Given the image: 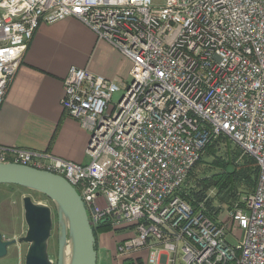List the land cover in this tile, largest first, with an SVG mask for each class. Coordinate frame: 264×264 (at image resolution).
<instances>
[{
    "label": "built area",
    "instance_id": "obj_1",
    "mask_svg": "<svg viewBox=\"0 0 264 264\" xmlns=\"http://www.w3.org/2000/svg\"><path fill=\"white\" fill-rule=\"evenodd\" d=\"M66 17L126 56L129 79L69 67L61 106L88 133L87 163L4 145L0 163L63 176L92 227L132 226L113 264H176L178 250L180 264H264V0H0V107L34 32ZM221 135L259 171L215 221L177 192Z\"/></svg>",
    "mask_w": 264,
    "mask_h": 264
},
{
    "label": "crops",
    "instance_id": "obj_2",
    "mask_svg": "<svg viewBox=\"0 0 264 264\" xmlns=\"http://www.w3.org/2000/svg\"><path fill=\"white\" fill-rule=\"evenodd\" d=\"M71 66L126 82L131 61L75 17L41 24L1 103L0 145L88 162V133L61 106L63 79ZM105 236L101 233L96 239L102 255L107 249Z\"/></svg>",
    "mask_w": 264,
    "mask_h": 264
},
{
    "label": "water",
    "instance_id": "obj_3",
    "mask_svg": "<svg viewBox=\"0 0 264 264\" xmlns=\"http://www.w3.org/2000/svg\"><path fill=\"white\" fill-rule=\"evenodd\" d=\"M0 184L21 185L41 192L56 202L72 226L73 264H97L96 239L83 200L63 176L29 165L0 163ZM22 207L27 226L25 235L16 240L5 238L0 232V258L6 256L8 247L18 241L28 243L24 264H53L47 253L52 228L51 208L33 202L29 196L22 197Z\"/></svg>",
    "mask_w": 264,
    "mask_h": 264
},
{
    "label": "trees",
    "instance_id": "obj_4",
    "mask_svg": "<svg viewBox=\"0 0 264 264\" xmlns=\"http://www.w3.org/2000/svg\"><path fill=\"white\" fill-rule=\"evenodd\" d=\"M199 165L211 173L204 171L203 174L209 175L198 177L194 174V168L191 169L177 192L192 205L194 210H201L216 221L223 210L229 211L236 206L244 207L241 197L254 190L259 171L256 160L252 156L244 153L226 136L221 135L206 145L203 154L195 164L196 169ZM210 189L216 190L213 195L208 194ZM200 203H202L201 206ZM92 228L95 239L98 233L112 229L106 222ZM125 264L132 263L127 261ZM138 264L141 262L138 261Z\"/></svg>",
    "mask_w": 264,
    "mask_h": 264
},
{
    "label": "rangeland",
    "instance_id": "obj_5",
    "mask_svg": "<svg viewBox=\"0 0 264 264\" xmlns=\"http://www.w3.org/2000/svg\"><path fill=\"white\" fill-rule=\"evenodd\" d=\"M120 92L115 93L113 95V101L116 102L120 97ZM194 174H197L198 177L203 174L204 171L206 173H211V171L207 172L204 167L200 165L196 169L194 165ZM192 168V169H193ZM209 169V168H208ZM215 189H210L208 191L209 195H213L215 193ZM29 196L31 200L35 203L46 204L51 208V217H52V228L50 237L47 243V253L49 259L55 263L57 260V252H58V229H57V214L52 204V201L49 197L44 195L41 192L36 190L16 185V184H0V232L1 234L8 239H16L25 235L27 226L24 221L23 216V207H22V197ZM246 195L244 194L241 197L242 199ZM227 211L223 210V213L220 215V219L226 215ZM105 233L106 241H107V249L106 253L103 255L100 251L97 253V264H113L112 260V252L115 250L116 243L125 237L131 236L134 231L133 227L129 225L126 228L110 229L105 232H100L97 234V237L101 234ZM69 236V235H67ZM96 237V239H97ZM227 240L229 243L234 244L237 239L232 235L228 234ZM28 247V243L26 242H16L8 247V252L6 256L0 258V264H24V257ZM97 250V247H96ZM181 254L180 251H177V261L176 264L181 263ZM141 264H148L146 262H141Z\"/></svg>",
    "mask_w": 264,
    "mask_h": 264
},
{
    "label": "bare ground",
    "instance_id": "obj_6",
    "mask_svg": "<svg viewBox=\"0 0 264 264\" xmlns=\"http://www.w3.org/2000/svg\"><path fill=\"white\" fill-rule=\"evenodd\" d=\"M52 204L57 214L58 245H59L57 260L53 264H73L75 250H74V234L71 223L67 215L63 211V209L54 201H52Z\"/></svg>",
    "mask_w": 264,
    "mask_h": 264
}]
</instances>
